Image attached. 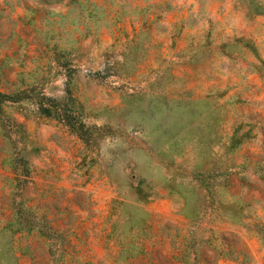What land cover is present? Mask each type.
I'll list each match as a JSON object with an SVG mask.
<instances>
[{
	"label": "rangeland",
	"instance_id": "rangeland-1",
	"mask_svg": "<svg viewBox=\"0 0 264 264\" xmlns=\"http://www.w3.org/2000/svg\"><path fill=\"white\" fill-rule=\"evenodd\" d=\"M0 94V264H264V0H0Z\"/></svg>",
	"mask_w": 264,
	"mask_h": 264
},
{
	"label": "trees",
	"instance_id": "trees-1",
	"mask_svg": "<svg viewBox=\"0 0 264 264\" xmlns=\"http://www.w3.org/2000/svg\"><path fill=\"white\" fill-rule=\"evenodd\" d=\"M66 97L63 103L50 101L51 104L45 103H38V110L41 115L46 117H53L57 118L59 122L68 126L72 131L75 133H83L84 132V124L82 123L81 119L74 113V110L68 109V106H72L73 101L71 97V93L69 88L66 87L65 90ZM10 98L8 96L0 94V99H7Z\"/></svg>",
	"mask_w": 264,
	"mask_h": 264
}]
</instances>
